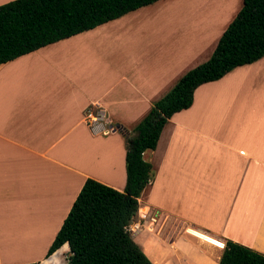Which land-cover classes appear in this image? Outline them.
Masks as SVG:
<instances>
[{"label":"crops","instance_id":"obj_1","mask_svg":"<svg viewBox=\"0 0 264 264\" xmlns=\"http://www.w3.org/2000/svg\"><path fill=\"white\" fill-rule=\"evenodd\" d=\"M144 7L0 64V264H66L68 243L46 253L85 180L124 189L119 130L133 133L212 54L221 32L210 46L168 25L158 33L163 18L140 22ZM138 24L156 27L135 35ZM263 62L198 86L143 153L154 175L132 220L144 226L131 234L154 264H217L226 240L264 254V126L234 106L240 93L247 100V72ZM154 214L165 219L159 233L144 219ZM144 229L158 237L150 252Z\"/></svg>","mask_w":264,"mask_h":264},{"label":"trees","instance_id":"obj_2","mask_svg":"<svg viewBox=\"0 0 264 264\" xmlns=\"http://www.w3.org/2000/svg\"><path fill=\"white\" fill-rule=\"evenodd\" d=\"M159 0H13L0 5V64L88 31ZM264 56V0L242 6L219 36L210 57L184 73L155 101L126 138L123 191L87 178L50 244L46 258L68 243L70 264H154L128 226L153 179L143 158L154 150L170 117L193 103L195 89ZM25 264H38L30 262ZM217 264H264V254L226 240Z\"/></svg>","mask_w":264,"mask_h":264},{"label":"rangeland","instance_id":"obj_3","mask_svg":"<svg viewBox=\"0 0 264 264\" xmlns=\"http://www.w3.org/2000/svg\"><path fill=\"white\" fill-rule=\"evenodd\" d=\"M151 6L152 5H149V7L146 6L147 8L144 9L145 11L142 13L145 17L142 18L140 22L148 23L145 21L151 16L156 17L155 19L163 18V20L158 21L159 24L157 27L138 24V32H135V35H138L140 31L143 33L147 32V35H149L153 27L158 29V33L163 32L168 25L170 28L173 27L175 33L177 34L180 33L182 35H190L192 40L200 39L201 41H204V38H207L210 46L214 40L218 38L216 37L218 33L223 32L228 23L234 18L238 10L241 8L242 0H161L153 7ZM152 11V15H147ZM216 23H221L219 31L214 30L213 27L211 29L208 26L204 27V24L214 25ZM116 26L118 25H112L108 28V30L110 31ZM203 29L204 31H201ZM210 34L216 35L213 40L212 37L211 40L209 39ZM125 39L127 40L130 38L126 36ZM210 51H212V49ZM247 74L248 75H246V77L249 80L243 84V87L248 90L246 96L247 100L245 101L242 99L240 86L237 85L235 86V89L237 88L236 95L239 96L240 93L241 97L236 104H234V106H238L240 113H247L250 118L253 116L255 120V128L261 129L264 126V62L251 69L247 72ZM95 115L99 116V113L96 112ZM147 196H150V189H147L145 192L142 203L146 201ZM144 236L148 239L144 241L143 248L145 249L146 246L150 252L153 245L149 241L155 240V238L158 237L153 232L147 230H145ZM188 238L191 241H195L192 237ZM146 255L149 257L147 253Z\"/></svg>","mask_w":264,"mask_h":264},{"label":"built area","instance_id":"obj_4","mask_svg":"<svg viewBox=\"0 0 264 264\" xmlns=\"http://www.w3.org/2000/svg\"><path fill=\"white\" fill-rule=\"evenodd\" d=\"M91 122L96 121V118H92ZM148 218V219H147ZM144 219H147L148 222V228L150 230H156L157 233H159L164 225L165 219H161L159 215L154 214V215H149L148 217H144ZM145 222H142L141 220H136L132 221L130 225L128 226V229L130 232H135L137 230H140L144 226Z\"/></svg>","mask_w":264,"mask_h":264},{"label":"water","instance_id":"obj_5","mask_svg":"<svg viewBox=\"0 0 264 264\" xmlns=\"http://www.w3.org/2000/svg\"><path fill=\"white\" fill-rule=\"evenodd\" d=\"M66 264H70V262L68 261Z\"/></svg>","mask_w":264,"mask_h":264}]
</instances>
